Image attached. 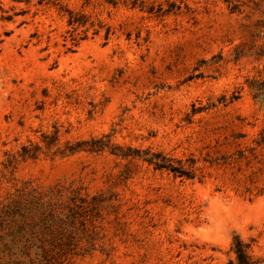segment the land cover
<instances>
[{
  "label": "rangeland",
  "instance_id": "1",
  "mask_svg": "<svg viewBox=\"0 0 264 264\" xmlns=\"http://www.w3.org/2000/svg\"><path fill=\"white\" fill-rule=\"evenodd\" d=\"M231 1L0 0V264H264V0Z\"/></svg>",
  "mask_w": 264,
  "mask_h": 264
},
{
  "label": "trees",
  "instance_id": "2",
  "mask_svg": "<svg viewBox=\"0 0 264 264\" xmlns=\"http://www.w3.org/2000/svg\"><path fill=\"white\" fill-rule=\"evenodd\" d=\"M107 2H112V0H105ZM230 8L231 11H236L237 6L233 4L231 0H223ZM70 19L68 20L69 25L80 24V20L77 19V15L69 12ZM251 88L254 92V99L259 102L264 101V82H255L252 83ZM56 140V138L54 139ZM53 140V141H54ZM99 141L90 140V141H80L75 144V147H69V153L80 149L81 145L90 144V151H101L104 148L110 149L111 153L115 155H119L121 157H138L142 159L144 162L153 167L154 170L167 171L171 173L173 176L193 179L195 177L192 167H185L180 160H174L173 158L167 157L166 155L160 152H150V151H139L131 148H127L125 151L121 150L118 147H108V144H104L100 142L99 145L93 146L97 144ZM232 251L234 253V260H230L228 264H257L255 260L248 253V246L245 244L238 236L234 238Z\"/></svg>",
  "mask_w": 264,
  "mask_h": 264
}]
</instances>
